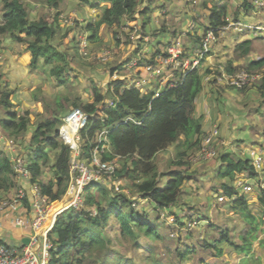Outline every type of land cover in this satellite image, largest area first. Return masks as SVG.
Segmentation results:
<instances>
[{"label":"trees","instance_id":"obj_1","mask_svg":"<svg viewBox=\"0 0 264 264\" xmlns=\"http://www.w3.org/2000/svg\"><path fill=\"white\" fill-rule=\"evenodd\" d=\"M42 1L56 8L53 18H37L29 11L24 0H2L0 39L3 36L10 37L27 44V49L31 52L30 69L55 77L61 85L67 84L70 81L67 66L73 57L56 45L62 30L60 0ZM82 1L92 8L107 4L97 19L84 28L89 32L90 41L99 40L102 26L124 27L127 20H135L137 14L144 18L145 30L150 29L153 22L151 16L154 11L150 5L140 10L145 0ZM233 1L236 4L234 10L232 3L226 0H211L210 7L207 1L204 2L209 13L208 23L202 35H195L196 46L191 50L185 49V57H194L195 49L203 48L204 35L210 31L220 36L229 20L243 22L244 13L259 10L264 13V6L259 4L261 0ZM260 30L264 33L263 29ZM144 34L146 35L145 32ZM144 34L140 37L141 43L145 39ZM151 36L160 39L156 32ZM166 44L169 46L170 42ZM251 47L252 39L249 38L238 43L236 50L238 54L248 58ZM162 55H167L164 50H156L148 59L149 63H156L157 57ZM247 61L243 68L248 72L264 66V58ZM142 62L145 60L140 59V63ZM224 66L228 75L236 74L231 62ZM200 68L198 66L190 70L174 86H165L160 91L155 89L143 93L139 87L131 86L124 80H115L110 82L106 93L94 86L93 100L90 102H85L80 96L74 97V100L73 97L66 98L68 104L71 103V110L81 108L90 115L87 125L80 133L79 158L91 164L95 153L99 152L103 161L116 160L119 164L114 177L128 180L130 190H122L121 187L125 186L123 184L117 190L112 182L87 186L82 195V206H71L56 218L54 230L50 234L55 248L51 251L49 264H162L153 257L156 253L155 242L161 243L168 239L165 229L160 228L170 225V217L173 216L180 227L190 228L191 221L183 222L182 219L189 215H181L180 212L184 210L173 208L179 205L186 180L191 176L183 169L184 165L190 163L184 158L192 157L194 148L207 135L204 114H197V101L203 93L222 92L220 79L218 83L216 77L211 78V82L215 81L213 83L217 85L218 92L212 89L215 86L212 83L206 88V75ZM211 72L208 69V73ZM217 73L222 75L221 70H217ZM247 87L245 85L239 90ZM261 87H264V77ZM15 92L16 89L0 83V135L14 141L17 152L27 160L33 183L39 186L42 193L47 194L52 201H60L70 186L74 153L60 135V128L69 110L61 100L47 103L45 117L40 118L38 123H33L31 109L17 108L13 99ZM105 130L106 133L103 134ZM7 140H0V199L12 198L21 185L7 148ZM173 144L178 145L176 158L171 162L174 168L162 172L156 164V156ZM216 157L222 162L217 177L223 181L221 189L229 197L237 194L234 182L239 174L259 176L249 158H240L229 151L221 153L217 148L214 158ZM165 178L167 180L162 183ZM143 200H146V204H141L145 203ZM148 204L153 207L149 208ZM231 204V209L242 216L244 226L239 234L242 242L234 243V246L249 254L253 242L260 236L259 232L264 231V222L252 212L249 200L244 195ZM219 236L216 241L230 242L226 231H220ZM142 240H148L146 246L142 245ZM0 242L9 247L23 246V243L16 245L17 243L3 235H0ZM261 242L264 245V240ZM214 246L207 244L205 249H212ZM127 248L128 251L132 250L129 256L126 255ZM192 248H177L173 264L176 261L180 264L181 260L195 252Z\"/></svg>","mask_w":264,"mask_h":264},{"label":"rangeland","instance_id":"obj_2","mask_svg":"<svg viewBox=\"0 0 264 264\" xmlns=\"http://www.w3.org/2000/svg\"><path fill=\"white\" fill-rule=\"evenodd\" d=\"M1 1L0 23L3 11ZM159 1L161 0H145V4L140 10L147 8L149 5H156ZM163 1V5H159L156 8L152 7L153 11L155 9L164 11H160V29H154L153 22L156 17L152 14V26L150 25V29L145 30L143 27L144 18H140V15L137 14L136 19L127 23L124 27L102 26L99 40L90 41L88 38L89 32L85 31L84 28L89 21L92 22L97 18V15L95 16L93 13H101L107 4L103 3L99 8H92L82 0H60L59 10L63 13L60 16L62 30L57 37L56 45L62 51L69 52L73 57L72 61L69 62V66H67V74L70 81L67 84L61 85L55 77L31 70L29 67L31 52L27 49L28 45L3 36L0 39V83L10 87V89H16L13 99L18 105L17 108L31 109L33 111V123H38L40 118L45 117L47 103L52 104L55 101L61 100L65 103L69 114L72 111L71 103L68 104L66 98L73 97L74 100V97L80 96L85 102H90L93 100L94 86L101 92L106 93L110 82L115 80H124L126 83L131 84V86L139 87L143 93H148L155 89L158 91L164 89L165 86L160 85V83L165 74L157 78L148 77L144 69L140 67L143 62L139 63L136 68L130 67L133 64L132 61H136L133 59L145 60L143 64L145 66L146 61L153 56L156 50L165 49L166 42L170 41L167 39L171 35L176 36L175 40L183 43L186 49H193L196 46L194 41L195 35L197 37L198 35H202L205 31V25L208 23L209 13L203 4L207 1L206 3L210 7L212 3L211 0ZM218 1L213 0V2ZM226 1L232 3V10L236 8L233 0ZM24 2L28 5L29 11L36 15L37 18H41L42 16L44 18H53L57 11L56 8L51 7L42 0H24ZM260 2L259 4L264 6V0ZM174 4H176V7L172 8ZM260 11L244 13L242 21L246 22V24L244 23L245 25L241 30H224L218 40L212 44L211 55L200 65L201 72L206 75L204 80L206 88L210 83H212V86L215 85L213 83L215 81L211 82L213 78L215 79L216 77L218 83L220 79L222 92H219L218 95L214 92L216 94L215 97L217 98L222 93L225 94L226 98L231 100L235 110L243 112L240 115L246 116L244 120L251 127L246 123L247 126L255 131H262L258 130L257 127L261 126L262 128L261 124H264V87H261L264 77V66L261 69L253 71L259 73L260 78L247 85V89L240 91L238 88L235 89L226 84L224 85L226 83L224 73L228 74L224 65L231 62L236 72H239L244 70L243 67L248 63L247 59L264 58V33L260 30H264V13ZM72 16L74 17L73 21ZM84 18L85 20H83ZM82 23L85 24L83 25ZM254 29L258 30L254 31ZM115 31H117V36H115ZM159 31L164 32L160 33ZM153 32L159 34L160 40L154 39L151 36ZM143 34L145 35V39L141 43L140 37ZM62 37L64 38L63 40ZM81 37H86L88 43L82 40ZM249 38L252 39V47L248 58H246V56L238 54L236 49L238 43ZM85 45H88V47L86 48ZM85 51H88L89 54L85 55ZM107 51L110 52V57L108 58L110 60L105 61L102 59V56ZM208 69L212 72L208 73ZM217 70H221L222 75H219ZM216 86L212 89L216 90ZM216 91L218 92V90ZM202 98L199 101L201 104L198 106L199 110L197 112H203ZM216 98L209 99L210 101L206 110L210 107L209 113L216 111V115H220V108L219 106L217 107L218 102L215 100ZM222 98H219L220 101H223ZM225 106H222L223 112L225 110L228 114L232 112L233 109H230V105L226 108ZM257 114L260 116L259 119ZM206 118L210 119L211 117L208 115ZM206 118L203 119L204 124L208 123L206 122ZM233 120L235 121V119ZM244 120H242V123H244ZM255 124H257V127H254ZM247 126H245L246 129L237 130L239 134L241 133L240 136L243 137L249 133ZM104 133H106V130ZM225 140L226 138L224 139L221 131L219 138L214 139V145L218 151L220 147H225L223 144ZM258 140L256 139L254 142ZM249 144L252 146L251 143ZM230 145L236 146L234 141L229 139ZM201 147L199 144L194 148L192 157L184 158L186 162L190 163L184 165L183 169L191 176L186 180L179 205L173 208L174 210H184L180 214L189 216L182 217L183 222L191 221V226L189 229L184 226L180 227L172 215L174 218L170 217L171 226L168 224L165 228H160L162 230L165 229L166 238L168 239L161 243L155 242L154 251L156 253H154L153 257L162 264H173V261L176 260L177 248L185 250L188 246H191L195 252L186 256L180 261V264H264V245L261 242L264 240V231L259 232L260 236L253 242L252 250L249 254L239 251L234 246V243L241 244L242 242L239 234L244 230V226H241L243 225V219L240 214L235 213L232 209V212L227 210L226 204L229 203V200L221 202L218 200L219 196L216 197L217 200L215 199L216 190H221V182L216 175L214 177H211V175L217 171L219 159L218 157L210 160L203 159L199 156ZM257 147H259L256 149L257 151H260V147L264 149V145ZM177 150L178 145L173 144L165 151L157 154L155 161L160 171L164 172L172 169L171 162L176 158ZM238 152L240 155L242 150H238ZM206 173H209V177L206 176ZM166 180V178L163 179L162 183ZM120 183L125 186L121 187L120 185L119 188L121 187L122 190L127 189V192L130 190L128 180L123 179ZM250 184H253V188L245 197L249 200L252 212L264 222V177L255 178ZM143 201L145 203L141 204H146V200ZM51 202L52 200H50ZM148 207L152 208L153 206L152 204H148ZM10 224H14L11 219ZM8 228L15 231L18 230L14 226H9ZM220 231H226L230 242L216 241L220 237ZM147 242L148 240H142V245L146 246ZM124 244L127 245L126 243ZM207 244H214L215 246L212 249L209 247L205 249ZM126 251H128V248ZM130 251L132 250L126 252L127 256L132 254ZM175 264H177V261Z\"/></svg>","mask_w":264,"mask_h":264},{"label":"built area","instance_id":"obj_3","mask_svg":"<svg viewBox=\"0 0 264 264\" xmlns=\"http://www.w3.org/2000/svg\"><path fill=\"white\" fill-rule=\"evenodd\" d=\"M72 18L73 21L74 17L72 16ZM243 27L244 24L241 21L235 22L229 20V23L225 26L224 30H241ZM218 38L219 36L215 34L214 31H210L203 38V48L195 49L194 57H185L183 43L179 40L173 39L166 50L167 55L159 56L157 62L154 64H145L143 69L146 76L157 78L165 74L161 79L160 85H168L169 87L174 86L178 81L182 80L190 70L198 67L203 62V60L210 54L212 44L216 42ZM81 39L85 42L87 41L88 43L86 37H81ZM88 45H85V47L87 48ZM87 54H89V52L85 51V55ZM104 54L105 55L102 56V59L105 61L110 60L108 59L110 57V52L107 51ZM133 60L136 61H132L133 64L130 65V67L136 68L140 63V60ZM224 78L229 86L240 89L243 86L256 81L260 78V76L259 73L256 72L241 70L233 75L224 73ZM111 104L112 102H110V105ZM89 116L90 115L81 108L73 109L64 118V123L60 128L61 138L65 141V143L69 144L74 151L71 161V182L66 195L62 198V201L71 192L75 193V198L67 208L71 206H82L83 192L86 187L91 184H106L112 182L115 184L117 190L120 189L119 186L121 184V179L114 177L118 167L116 160L103 161L99 152L97 154L95 153L91 164H88L86 161L79 158L80 133L87 125ZM66 128H69L74 132L73 138L70 139L69 135L72 133H67ZM219 134L220 131L218 127H213L211 130L207 131V135L200 144L202 146L199 152L200 157L207 160L215 157L216 148L214 145V139ZM0 140L6 141L7 139L0 135ZM7 148L14 163L17 180L21 183V185L12 198L5 197L0 199V217L8 209L25 201L30 203L34 214L29 217L18 215L12 219L13 223L17 226L30 224L32 228V235L29 237V244L23 243L22 248L15 246L9 247L0 242V264H49L51 251L55 248V243L50 238V234L54 230L57 216L63 212V210L57 211L54 214L51 213L52 206L56 201H52L50 203V199L47 194H43L39 186L33 183L27 167V160L17 152L13 140H7ZM252 164L258 172L264 171V150L261 149L258 152H253ZM26 183L30 184L29 189H27ZM244 188L247 192L252 189L249 185ZM218 199L220 201H224L226 197L219 196Z\"/></svg>","mask_w":264,"mask_h":264},{"label":"crops","instance_id":"obj_4","mask_svg":"<svg viewBox=\"0 0 264 264\" xmlns=\"http://www.w3.org/2000/svg\"><path fill=\"white\" fill-rule=\"evenodd\" d=\"M163 4H164V1L161 0V1H159L158 4L152 5L151 7L156 8L157 6L163 5ZM173 7H176V4L172 5V8ZM160 11L164 12V11H162L160 9H155V11L153 13V15H155V17H156L154 19L153 24H154V27L157 28V29L161 28V22L159 20V18L161 17V12ZM101 13L97 12V13H93V15H95V16L97 15V17H98ZM95 19H97V18H95ZM83 20H85V18ZM82 24L84 25L85 23H82ZM172 38H173V36L171 35L169 37V39H167V38L166 39L172 41L174 39V38L173 39ZM158 40H160V39H158ZM216 94L218 95V93H216ZM216 94H213L212 92L210 94L203 93V94H201L199 96L198 101H197L198 102L197 103V111H198L199 110L198 106L201 104L199 101L203 97L202 98L203 112H197V113L204 114V118H206L208 115H210V117H211L210 119L206 118V122H208V123H205V131L207 132V131L211 130L213 127H219V130L221 129L220 133L222 131V135H223L224 139L226 138L225 142L223 143L225 145V147L224 148H223V146L220 147L219 151L221 153L229 151V152H232L233 154H237V156L240 157V158H243V159L250 158V160H252L253 152L254 151L258 152L259 151V150L258 151L256 150V149L259 148L257 146H263L264 145V141H263L264 124L260 123L262 125V128H261V126L257 127V124L254 125V127H257L258 130H262V131L251 130L247 126V124L249 125V123L246 120H244V118H246V116L245 115H240V114H243V112L241 113V111H236L234 106L232 105L231 100L226 98L225 94H222V95L218 96L217 98L215 97ZM220 97H223L222 98L223 101H220V99H219ZM211 98L212 99L216 98L215 100L218 102L217 107L219 106V108H220V115H216V111L215 112L212 111V113H209L210 107H209L208 110H206L207 107H208L209 101H210L209 99H211ZM228 104L230 105V109H233L232 112H230L229 114L227 113L226 110L224 112L222 111V106L226 105L225 106V108H226V107H229ZM257 117H258V119L260 118L259 114H257ZM233 119H235L236 122ZM242 120H244V123H242ZM263 123H264V121H263ZM245 126L248 127L249 133L247 134L248 136L245 134L242 137V136H240L241 133L239 134L237 132V130L239 131L241 129H246ZM249 126L251 127V125H249ZM246 136H247V138H246ZM220 138H222V137L220 136ZM229 139L233 140L237 147L235 145H232V146L230 145L229 146ZM256 139H259V140L254 142V140H256ZM221 140L223 141V139H221ZM249 143H251L252 146ZM261 149L264 150L262 147H260V150ZM238 150H242V152H241L242 154L240 153V155H239ZM220 167H222L221 160H219V162H218V167L216 169L217 171H215L211 175V177H214L215 175H216V177L218 176ZM206 176L209 177V173H206ZM238 176H240V178H242V179L248 177V175L246 176V174H239ZM258 177L259 178L264 177V171L260 172ZM258 177H256V178H258ZM254 179L255 178H252L250 181H252V180L254 181ZM220 182L222 183L223 181L220 180ZM26 187H27V189H29L30 188V184L26 183ZM250 192L251 191H249L248 193H250ZM223 193H222V189L220 191L216 190V194L214 196L215 199H216L217 195H224ZM230 202L233 203V201H229V203L226 204L228 211H231L232 204ZM33 214H34V212H33L32 206L30 205V203H28L26 201L25 202H21L20 204L15 205L14 207L8 209L0 217V235H3L4 237H8L10 241H13V242L17 243L16 245H18L19 243H23V239L24 238L30 237L32 235L31 225L27 224L25 226H17L16 224H10V219L12 220L13 217H16L18 215L29 217V216H32ZM237 216L240 217L239 215H237ZM9 217H10V219H9ZM242 222H243V220H242ZM9 226L17 227L18 230L15 231V230H13L11 228H8Z\"/></svg>","mask_w":264,"mask_h":264},{"label":"clouds","instance_id":"obj_5","mask_svg":"<svg viewBox=\"0 0 264 264\" xmlns=\"http://www.w3.org/2000/svg\"><path fill=\"white\" fill-rule=\"evenodd\" d=\"M131 21H133V20H127V22L126 23H129V22H131ZM243 23V22H242ZM244 24V23H243ZM245 25V24H244ZM126 26V25H125ZM223 33V31L220 33V35ZM220 37V36H219ZM170 43H171V41H169ZM185 47V46H184ZM167 48H168V45L166 44V46H165V49H164V52H166V50H167ZM185 49H186V47L184 48V51H185ZM211 53H212V50H211V52H210V54L209 55H211ZM208 55V56H209ZM207 56V57H208ZM207 57L203 60V62L207 59ZM157 59H158V57H157ZM157 59H156V62H157ZM202 62V63H203ZM146 63H149V61H146ZM201 63V64H202ZM144 64V63H143ZM143 64L142 65H140V67H144L143 66ZM200 64V65H201ZM199 65V66H200ZM164 86H168V85H164ZM159 90H160V88H159ZM158 91V90H157ZM250 159V158H249ZM252 161V160H251ZM257 171V170H256ZM258 172V171H257ZM258 173H260V172H258ZM247 176V175H246ZM247 178V179H246ZM246 178H244V179H242V178H240V176H238V178H237V180L234 182V186L236 187V190H237V194H235L233 197H229V196H227L225 193H223V191H222V193L224 194V195H217V196H225L226 197V199L224 200V201H227V200H229V201H233L234 202V200H236L239 196H246V194L249 192H247V191H245V186H247V185H249V186H253V184H250V182H252V181H250L252 178H256V177H246ZM253 188V187H252ZM252 190V189H251ZM250 190V191H251ZM219 200V199H218ZM220 201V200H219ZM222 202V201H221Z\"/></svg>","mask_w":264,"mask_h":264},{"label":"bare ground","instance_id":"obj_6","mask_svg":"<svg viewBox=\"0 0 264 264\" xmlns=\"http://www.w3.org/2000/svg\"><path fill=\"white\" fill-rule=\"evenodd\" d=\"M66 131H67V133H72L69 135V137H70V139L73 138L74 132L69 128H66ZM74 198H75V193L71 192L65 197V199L63 201L54 202V204L52 206L51 213L54 214L55 212L60 211L61 209L68 207L73 202ZM51 219H52V216H51Z\"/></svg>","mask_w":264,"mask_h":264},{"label":"water","instance_id":"obj_7","mask_svg":"<svg viewBox=\"0 0 264 264\" xmlns=\"http://www.w3.org/2000/svg\"><path fill=\"white\" fill-rule=\"evenodd\" d=\"M66 209H68V208L66 207V208H63L61 210L65 211ZM29 242H30V238L29 237H26V238L23 239V243L24 244H29Z\"/></svg>","mask_w":264,"mask_h":264}]
</instances>
